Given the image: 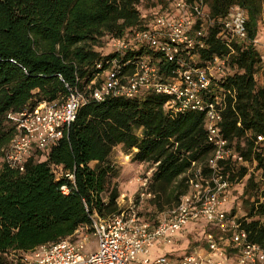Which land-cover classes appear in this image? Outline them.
<instances>
[{"label": "trees", "instance_id": "1", "mask_svg": "<svg viewBox=\"0 0 264 264\" xmlns=\"http://www.w3.org/2000/svg\"><path fill=\"white\" fill-rule=\"evenodd\" d=\"M206 3L217 20L235 6L248 17V41L235 43L230 55L225 85L235 90L236 100L228 99L222 130L251 158L248 132L253 137L264 135L263 47L253 43L263 39L264 0ZM165 5V0H0V264H23L24 252L73 235L90 225L95 212L109 217L122 211L117 172L110 162L117 146H123L134 162L156 166L149 190L160 212L166 211L164 205L176 206L188 191L184 174L192 162H205L211 153L204 116L176 113L170 98L150 93L135 99L91 101L79 110L69 136L45 157L31 158L24 172L1 164V151L14 133L8 113L66 96V84L83 88L117 57L108 40L145 28L152 15L144 17L143 9L159 11ZM208 36L204 60L230 54L216 39L215 30ZM256 159L264 175V155L257 154ZM53 165L75 174L76 189L69 196L60 192L68 180L57 181ZM251 190L255 199L246 201L247 216L240 222L250 240L264 247V191L259 193L253 178L242 197ZM211 228L203 227L204 242L205 234L214 231Z\"/></svg>", "mask_w": 264, "mask_h": 264}, {"label": "built area", "instance_id": "2", "mask_svg": "<svg viewBox=\"0 0 264 264\" xmlns=\"http://www.w3.org/2000/svg\"><path fill=\"white\" fill-rule=\"evenodd\" d=\"M165 3L163 10L150 8L143 13L144 17L152 15L145 28L108 40L109 50L117 57L83 88L66 84V96L8 113L14 133L1 151V164L24 172L31 158L45 157L69 136L79 110L91 101L135 99L149 93L170 98L176 113L203 114L210 156L205 162H192L183 176L188 191L157 220L144 219L133 208L109 217L95 212L90 215V225L80 227L73 235L24 252L23 264H225L230 258L234 264H264V247L251 241L242 227L236 196L240 185L246 186L251 178L258 184L259 193L264 191V175L256 159L257 154L264 155V135L253 137L248 132L253 148L251 158H246L222 130L228 99L236 100L235 90L225 85L231 69L230 55L235 53V43L248 41L247 14L235 6L217 20L211 16L206 0ZM210 30H215L216 39L231 50L229 55L202 58ZM261 40L256 38L253 43L263 47L264 81ZM134 52L141 53L129 55ZM59 78L64 82L61 75ZM52 170L57 181L68 180L60 186V192L69 196L76 189L75 174L61 165H53ZM147 183L145 179L142 185ZM195 222L214 229L205 234L203 250L179 257L160 255L152 262L153 248L172 247L176 237ZM89 231L97 238L94 252L87 248Z\"/></svg>", "mask_w": 264, "mask_h": 264}, {"label": "rangeland", "instance_id": "3", "mask_svg": "<svg viewBox=\"0 0 264 264\" xmlns=\"http://www.w3.org/2000/svg\"><path fill=\"white\" fill-rule=\"evenodd\" d=\"M145 13V10L143 9ZM260 32L264 40V17L260 24ZM108 73V72H107ZM110 162L114 166V170L117 172V180L119 182V189L121 196L118 199V205L121 210L133 208L139 215L148 220H157L160 212L156 208L152 200L155 195L150 192L149 186L152 180L153 173L155 172L156 166H151L148 163L134 162L132 160V155L125 152L123 146H117L110 158ZM95 164H92L94 167ZM148 179L147 186H143L142 182ZM245 185L241 184L239 191L236 193L238 197V202L240 201L241 211L238 213V217L244 218L247 216L248 206L246 201L250 200L253 202L256 194L255 190H251L247 197H242V192ZM252 194V195H251ZM164 200H161L163 202ZM249 201V202H250ZM164 205V203H162ZM167 211L169 207L164 205ZM193 223L188 225V228ZM203 231V230H202ZM200 231V234L203 232ZM89 241L87 242V248L91 249L92 252L97 250V238L92 234V231L88 232ZM185 240L183 239L179 243V247L183 248V253L199 251V248L204 247V239L201 235L196 234L190 235L189 233L184 234Z\"/></svg>", "mask_w": 264, "mask_h": 264}, {"label": "crops", "instance_id": "4", "mask_svg": "<svg viewBox=\"0 0 264 264\" xmlns=\"http://www.w3.org/2000/svg\"><path fill=\"white\" fill-rule=\"evenodd\" d=\"M261 41H263L264 43V40L262 39ZM203 224L200 223V222H195L193 223L190 228L186 229L185 232L179 234L176 239H175V243L172 247H167L166 249H159V248H153L151 250V255H152V262L153 261H156L157 258L160 256V255H165V254H168V255H173L174 257H179V256H182L183 255V248L179 247V243L184 239L185 240V237H184V234L186 233H189L190 235H195L196 234H199L201 235L202 237V234H200V231L203 230ZM204 248L201 247L199 248V251L200 250H203ZM90 252L92 251L91 249H88ZM133 264H138V263H133ZM225 264H234L233 262V259L230 258L228 259Z\"/></svg>", "mask_w": 264, "mask_h": 264}]
</instances>
